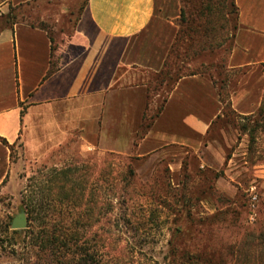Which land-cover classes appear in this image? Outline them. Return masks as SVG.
Listing matches in <instances>:
<instances>
[{
	"label": "rangeland",
	"instance_id": "1",
	"mask_svg": "<svg viewBox=\"0 0 264 264\" xmlns=\"http://www.w3.org/2000/svg\"><path fill=\"white\" fill-rule=\"evenodd\" d=\"M84 1L0 0V29L27 21L58 42ZM213 1L200 34L182 26L164 69L149 76V98L133 94L125 117L118 108L101 116L94 140L65 114L21 132L0 184V264H264V118L253 123L264 64L228 67L237 9ZM192 74L220 100L202 133L166 104L177 78ZM27 204L43 221L27 218ZM21 212L26 226L11 228ZM61 219L76 243L49 241Z\"/></svg>",
	"mask_w": 264,
	"mask_h": 264
},
{
	"label": "crops",
	"instance_id": "2",
	"mask_svg": "<svg viewBox=\"0 0 264 264\" xmlns=\"http://www.w3.org/2000/svg\"><path fill=\"white\" fill-rule=\"evenodd\" d=\"M234 3L236 28L231 33L228 67L262 64L264 0ZM180 13L181 0H85L70 31L58 42L37 24L4 25L0 29V137L7 145L0 141V184L9 172V146L43 118L55 122V116L62 114L74 118L90 141L88 133L94 140L101 116H114L118 108L125 117L126 109L136 107L133 102L140 97L146 101L149 76L165 67L179 31ZM3 15L7 17L0 12ZM214 88L211 81L206 87L200 75L180 76L166 104L177 102L184 124L202 133L220 112ZM133 94L140 97L134 99Z\"/></svg>",
	"mask_w": 264,
	"mask_h": 264
},
{
	"label": "trees",
	"instance_id": "3",
	"mask_svg": "<svg viewBox=\"0 0 264 264\" xmlns=\"http://www.w3.org/2000/svg\"><path fill=\"white\" fill-rule=\"evenodd\" d=\"M225 0H222V8L224 9L227 8L228 6L230 7L229 13L231 11H233L235 7V3L234 0H227V4L223 3ZM215 11V5H214V1L213 0H181V13H180V18H179V32L183 30L182 26L185 27V31L188 30V35L189 38L192 39L193 36L200 34V30L202 29V23L200 21V17H203L205 14H209L212 15ZM210 22V20H209ZM196 24V25H195ZM196 26V27H195ZM201 28V29H199ZM234 29L236 28V24H234ZM207 27H203V34L205 35ZM177 34V36H178ZM177 38V37H176ZM195 38V37H194ZM176 40V39H175ZM194 40V39H193ZM175 42V41H174ZM174 47V43L171 46V50L170 53L172 52ZM202 49V46H199V51ZM169 53V54H170ZM197 53V52H196ZM264 64V63H262ZM264 66V65H263ZM257 117V118H255ZM259 118H264V94L262 97V101L261 104L257 110L256 115L253 116V123L254 125H258L259 124ZM244 119L247 120V123H244L243 129L244 130H248L249 127V119L250 116H244ZM255 130V128L251 129V132H253ZM251 138H254V136H252L251 134ZM0 141L7 145V141L3 138L0 137ZM10 148V146H9ZM26 209V214H27V218L31 221L33 220H39V221H43V216L44 214H42V212H40L41 208H35V206H32L31 204H27V208ZM74 210V216H75V221H79L80 219V211L78 209H73ZM60 215V214H58ZM73 220V221H74ZM62 219L58 222L57 224V228L53 231H51V235H50V242L51 243H58L59 245H64L65 242L69 239H72L73 243H76V240L78 238V233L73 234L71 233L70 235H68L67 233V228L64 226V224L62 223ZM13 231H18V230H13ZM188 259V263H191V259L189 257H187Z\"/></svg>",
	"mask_w": 264,
	"mask_h": 264
},
{
	"label": "water",
	"instance_id": "4",
	"mask_svg": "<svg viewBox=\"0 0 264 264\" xmlns=\"http://www.w3.org/2000/svg\"><path fill=\"white\" fill-rule=\"evenodd\" d=\"M27 224V219L25 213L21 212L13 219L11 223V228L19 229L24 228Z\"/></svg>",
	"mask_w": 264,
	"mask_h": 264
}]
</instances>
